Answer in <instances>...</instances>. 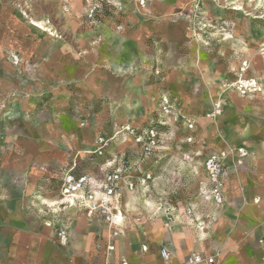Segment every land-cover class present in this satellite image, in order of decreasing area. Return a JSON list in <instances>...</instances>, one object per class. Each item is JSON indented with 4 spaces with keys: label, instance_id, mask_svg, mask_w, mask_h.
<instances>
[{
    "label": "rangeland",
    "instance_id": "374dc122",
    "mask_svg": "<svg viewBox=\"0 0 264 264\" xmlns=\"http://www.w3.org/2000/svg\"><path fill=\"white\" fill-rule=\"evenodd\" d=\"M89 1L83 16L113 25L117 31L128 26L132 29L136 19L150 18L138 9L139 0ZM2 2L0 9L18 11L30 23L28 4ZM149 2L154 0H147L146 7ZM62 3L69 12L70 1ZM94 5L98 11L90 17L89 8ZM181 8L183 12L176 19L183 21L182 39L149 37L138 54L140 62L124 69L115 68L109 60L112 42L100 48L101 54L107 51L104 60H97V53L90 56L91 50L77 45L75 58L89 77L80 82L74 79L67 105L63 93L56 94V100L41 93L33 109L13 105L5 110L7 120L25 121L17 128L20 132L48 133L51 129L58 141L47 138L43 143H20L6 136L10 133H0V209L10 208L16 214L21 210L16 222H4L0 214V232L9 227L40 232L47 226L56 233L68 229L65 212L71 207L60 204L59 179L73 166L76 174L99 176L119 169L125 180H134L133 190L123 185L121 203L125 215L136 222L179 215L185 210L189 226L204 227L210 220L204 202L213 200L215 187L208 168L212 159L224 168V197L217 203L218 209L221 211L231 193L228 183L233 179L241 183L244 174L252 180L247 179L245 188L239 186V193L240 198L247 195L257 167L249 157L259 150L258 132L264 125V0H190ZM99 10L102 14L97 17ZM119 25L123 29L119 30ZM46 29V34L66 39V31L58 29L57 34L56 29ZM12 52L17 51L8 54L11 65L17 70L24 65L27 72L18 71V77L24 74V81L35 80L32 72L37 65L26 61L14 65ZM97 76L102 79L99 89L103 86L106 93L91 94L82 89L84 79L93 91ZM241 80L248 82L242 87ZM131 87L146 90L149 105L132 108L129 104L135 94ZM164 96L174 103L171 115L162 111ZM3 104L0 108L6 107ZM67 117L73 126H66ZM59 121L65 126L54 125ZM139 134L144 141H138ZM102 137L107 140L103 149L99 144ZM83 138L84 142L76 145ZM242 149L246 154L242 155ZM18 163L24 168L21 176L9 171ZM38 168L43 172L41 178L32 175ZM147 174L150 179H146ZM4 199L10 202L7 206Z\"/></svg>",
    "mask_w": 264,
    "mask_h": 264
},
{
    "label": "crops",
    "instance_id": "0c3cea01",
    "mask_svg": "<svg viewBox=\"0 0 264 264\" xmlns=\"http://www.w3.org/2000/svg\"><path fill=\"white\" fill-rule=\"evenodd\" d=\"M2 1L4 5L15 2ZM69 1L72 7L66 12L62 7L63 0H17V3L30 6V18L43 22L46 28L56 29V32L58 29L66 31V39L61 40L35 27L30 19L29 23L18 11L0 9V104L6 105L0 108V133H10L6 136L16 138V142L37 144L48 141L47 138L54 143L58 141L55 133H50L51 129L48 133L20 132L17 128L25 121L20 118L7 120L4 112L13 105L22 110L33 109L41 93L55 96V100L59 99L56 94L63 93V103L67 105L74 90V79L80 82V79L89 77V73L84 74L80 69L82 66L75 58L77 45L91 50L90 56L97 53V60H104L107 51L105 49L106 52L101 54L100 48L112 42L109 60L115 68L124 69L130 63L137 64L141 60L138 54L149 37L182 39L183 21L176 17L183 12V4L190 0H173L172 3L154 0L149 2V7L137 4L140 11L143 9L141 12L150 14V18L136 19L135 26L130 30L128 26L124 31H117L113 25L83 16L91 5L89 0ZM99 13L100 10L97 17L102 14ZM10 51H17L23 61L37 65L32 72L35 80L24 81V74L27 73L25 66L20 70L14 68L8 59ZM18 71L24 74L18 77ZM134 78L139 80L140 77L135 75ZM101 80L97 76V82H93L95 89L91 91L83 79L82 89H87L91 94L99 91L106 93L103 86L99 89ZM130 90L135 94L134 102L129 104L132 108L149 105L150 96L146 90L137 87ZM64 120L66 126H73L71 118ZM53 123L55 126H65L62 121ZM258 133L259 150L249 157L257 165L254 183L247 195L240 198L239 186L245 188L247 179L252 178L244 174L242 184L237 179H233L231 184L229 182L231 193L221 206V211L211 198L206 200L204 206L209 207L210 220L205 221L204 227L189 226L185 210L179 215L165 214L161 219L151 217L141 222H136L132 216L128 218L127 213V227L116 239L115 252L107 258L108 225L99 217L91 220L79 208L71 207L65 212L68 219L64 223L69 236L66 245L59 244L57 233L47 226L40 232L9 227L0 232V264H121L122 258H126L130 264H186V260L195 253L216 256V264H264V125ZM70 142L74 143L75 140L71 139ZM81 142H84V138L75 143L79 145ZM9 171L21 176L24 168L18 163ZM42 173L39 168L32 171L34 177L41 178ZM31 188L34 189L33 186ZM4 201H7L6 206L10 203L7 199ZM123 204L120 206L124 210ZM0 214L4 222H16L15 219L21 217V210L16 214L10 212V208L2 207ZM143 246H147V250H143ZM163 247L171 252L167 261L160 254Z\"/></svg>",
    "mask_w": 264,
    "mask_h": 264
},
{
    "label": "built area",
    "instance_id": "2783aa9c",
    "mask_svg": "<svg viewBox=\"0 0 264 264\" xmlns=\"http://www.w3.org/2000/svg\"><path fill=\"white\" fill-rule=\"evenodd\" d=\"M139 1L142 7H146L147 0ZM97 11L98 5L90 7L89 16L93 17ZM118 29H123V26L119 25ZM10 59L14 65H21L24 62L18 52H12ZM247 82V80L240 81L242 87ZM162 111L164 115H171L175 111L174 103L165 96L163 97ZM135 132V130L131 131L132 134L137 135V132ZM151 133L154 136L156 135L154 130H151ZM137 139L138 141H144V136L139 134ZM99 141L103 149L107 144V140L102 137ZM241 153L242 155L246 154L243 149ZM74 167H71L61 174L60 195L62 199L60 200V204H66L65 206L67 207L75 206L91 220L99 217L108 225L109 235L106 249L107 258H109L115 252L116 239L122 234L127 223L126 215L120 206L123 185L125 184L124 188L133 190L136 183L132 179L125 180L124 174L119 169L108 171L104 175L99 176L76 174ZM208 168L211 171L215 184L212 196L213 200L216 203H220L224 197L222 194L224 168L221 162L215 159L210 160ZM150 177L151 175L147 174L146 179H150ZM57 237L59 244L66 245L69 240L68 229L63 228L58 231ZM143 250H147V246H143ZM160 254L166 261L171 257V252L165 247L161 248ZM216 262V256L209 254L203 255L201 253H195L186 260V264H216ZM121 264H130V262L126 258H122Z\"/></svg>",
    "mask_w": 264,
    "mask_h": 264
},
{
    "label": "bare ground",
    "instance_id": "6f19581e",
    "mask_svg": "<svg viewBox=\"0 0 264 264\" xmlns=\"http://www.w3.org/2000/svg\"><path fill=\"white\" fill-rule=\"evenodd\" d=\"M30 19H31V23L34 24L35 26H38V27H40L41 29H44V30H48V29L45 28V25L43 24V22L37 21V20H35L33 18H30ZM256 201L258 202V199H256Z\"/></svg>",
    "mask_w": 264,
    "mask_h": 264
},
{
    "label": "trees",
    "instance_id": "16d2710c",
    "mask_svg": "<svg viewBox=\"0 0 264 264\" xmlns=\"http://www.w3.org/2000/svg\"><path fill=\"white\" fill-rule=\"evenodd\" d=\"M160 38H162V37H160ZM156 125H158L157 123H155ZM60 180V179H59ZM52 181H57V180H52ZM59 183L61 184V180L59 181Z\"/></svg>",
    "mask_w": 264,
    "mask_h": 264
}]
</instances>
